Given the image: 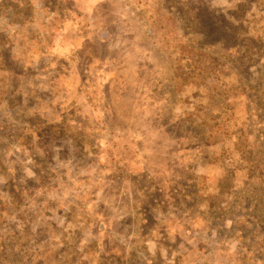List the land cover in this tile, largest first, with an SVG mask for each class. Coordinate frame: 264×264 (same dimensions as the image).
Returning a JSON list of instances; mask_svg holds the SVG:
<instances>
[{"label":"rangeland","instance_id":"1","mask_svg":"<svg viewBox=\"0 0 264 264\" xmlns=\"http://www.w3.org/2000/svg\"><path fill=\"white\" fill-rule=\"evenodd\" d=\"M0 264H264V0H0Z\"/></svg>","mask_w":264,"mask_h":264}]
</instances>
